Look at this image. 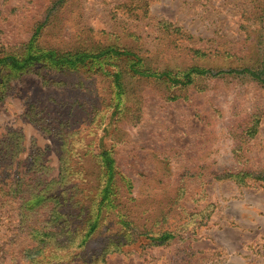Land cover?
Segmentation results:
<instances>
[{"label":"rangeland","instance_id":"374dc122","mask_svg":"<svg viewBox=\"0 0 264 264\" xmlns=\"http://www.w3.org/2000/svg\"><path fill=\"white\" fill-rule=\"evenodd\" d=\"M29 45L240 72L172 86L110 58L0 65V264H31L30 232L57 231V210L80 226L102 150L117 176L99 229L83 248L57 239L37 264H264V0H0V57ZM162 231L174 234L164 245L143 234Z\"/></svg>","mask_w":264,"mask_h":264},{"label":"trees","instance_id":"16d2710c","mask_svg":"<svg viewBox=\"0 0 264 264\" xmlns=\"http://www.w3.org/2000/svg\"><path fill=\"white\" fill-rule=\"evenodd\" d=\"M195 54L202 55L199 50H194ZM110 58L118 61H128L126 69L123 70L127 73H130L132 76L138 78H154L162 79L168 82L172 86H186L192 84L194 79L200 76H216L221 74H230V73H239L237 70H228V71H218L215 74L209 73L208 70L200 68L198 66H192L183 71L172 72L171 70H163L161 72H156L151 70L143 61V59L137 54L131 52L130 50L116 49L107 47L98 51L97 53H87V52H77V53H58L56 50L49 49L43 50L41 52H32L30 50V45L25 55L17 57L12 54H6L0 57V65L9 66L12 70H22L37 61H45L51 65L58 66L60 68L67 69H78L80 67H86L95 65L97 68V62L101 59ZM123 71H114L109 75L112 77L115 96L118 100L120 94L122 93V83L120 77L123 75ZM241 72H249L246 68L241 70ZM96 163H98V193L96 197H89L86 202H83L79 206L80 216L79 223L80 226H76L77 221L71 220L72 216H64V212L57 210L55 213V218L50 220L51 226H57L58 230L53 231L45 230L43 228H32L30 235L31 238L35 241V245L24 251V257L29 260L31 264H37L39 260H44L45 256L43 255L44 247L47 246L49 249V254L53 253L55 247L62 246H53L57 239L64 242V247H69L74 249L83 248L87 241L96 233L99 229L102 219L101 208L103 204L108 203L111 195L115 194L114 192V181L117 176V169L115 165V160L111 155L110 151L102 150L96 156ZM246 175V174H244ZM243 175V176H244ZM260 180L264 179V176L259 175ZM242 181L243 178H242ZM43 191V190H42ZM40 191V192H42ZM60 193V192H59ZM37 199H40L41 195L35 196ZM44 199V198H43ZM70 200V199H69ZM81 203L79 200L77 201ZM78 214V215H79ZM74 217V216H73ZM76 217L79 216H75ZM146 238L150 241L151 245H164L169 242L170 239L174 237V234L170 231H162L156 234H151L143 232ZM59 236H64L58 238ZM107 248L102 251L100 261H103V256L107 252ZM104 253V254H103ZM98 259V260H99ZM50 261V258L47 261Z\"/></svg>","mask_w":264,"mask_h":264}]
</instances>
